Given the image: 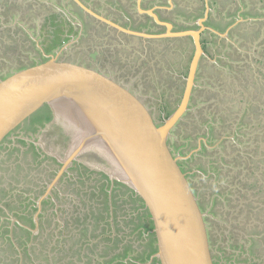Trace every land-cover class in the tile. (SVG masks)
Here are the masks:
<instances>
[{"label": "rangeland", "instance_id": "374dc122", "mask_svg": "<svg viewBox=\"0 0 264 264\" xmlns=\"http://www.w3.org/2000/svg\"><path fill=\"white\" fill-rule=\"evenodd\" d=\"M10 1L15 2V7L12 10H8L7 0H0V73L2 76L31 65L34 57L40 58V55L36 56L35 54L37 51L32 50L35 42H32L31 36L40 43L55 35L54 38L57 39L55 45L59 48V0ZM240 7H243L242 2ZM64 11L68 14L66 8ZM53 13L54 15H52ZM238 16L239 14H234L235 21L229 27L232 33L231 38L224 36L223 43H235V38L239 37V35L235 37L237 33L234 32L241 26L238 24L240 23L237 20ZM208 23L222 28L220 24L216 25L210 21ZM45 30L53 35L43 36L42 32ZM53 41L55 42V40ZM249 44L253 45L252 48L246 50L240 48L238 55L233 56L237 60H232V64L228 61L224 64L225 70L221 72L220 76L206 71V62H202V74L197 73L189 109L180 125L172 131V137L170 136L172 144L177 143L173 146L176 153H178L177 150H180L179 144L183 146L190 141L198 143L197 146L192 147L193 157L188 161V164L183 159L182 165L188 171L189 179L196 193L201 195L203 192L204 197L209 196V199L205 200L204 213L209 219V236L212 237L210 238L211 248L217 264H264V183L262 182L264 180V50L261 51V48L264 49L263 33L261 36L255 37ZM73 46V43L67 45L70 47L68 51L71 52ZM242 53L249 56L238 60L245 57V55L241 56ZM87 56L80 54L78 58L85 59ZM112 68H119V59L114 61ZM117 69H112V71L120 75ZM187 72L188 69L186 74ZM125 79L127 78H120L123 83H125ZM254 79L256 80L254 81ZM185 82L186 80L183 78L181 94L179 99L173 101V109L181 101ZM139 85L144 87V84L140 83ZM206 94L212 98L210 104L206 99ZM160 96L163 97V94ZM159 100L149 99L148 101L154 102L156 106ZM163 101L168 102L170 99L165 98ZM155 109H158V112L162 111L158 107ZM173 109L166 108L165 110L167 113H172ZM246 111L248 112L245 113ZM40 118L41 116H38L33 121H38ZM211 124L217 127L218 135H221L222 141L225 140L224 143L218 145L219 142L215 141ZM29 126L35 128L32 127V129ZM222 129L223 131H220ZM189 132L192 133L191 140L187 137ZM207 133L210 138L208 143L210 147L204 140H199L197 137H206ZM72 136V132L66 130L59 119L48 125L42 124L37 128L34 125L24 124L10 135L11 138L7 139L0 149V180L4 182L2 188H5L3 191L0 190V209H4L0 210V264H26L21 261L14 262V260L23 255V251L29 247L28 244L36 254H38V250L35 248L43 245L44 256H52L53 250H55L53 245L57 243L58 239V231L61 254L63 251L67 252L73 245L71 236L74 237L76 243L77 252L74 257L70 258L71 253L69 258L64 260L67 261V264H127L129 258L138 256V253H141L146 247L148 239L139 238L132 230L136 222L132 221V217L134 215L136 217L140 210H134L135 204L131 199L132 191L127 187L121 185L114 190L115 207H113L112 204L108 206V200H105L108 193L107 197L111 203L110 194L113 193L110 187H114L117 182L112 183L110 178H108L107 191H103V188L99 189L95 185V178H101V175L88 173V176H85L78 170H71L70 173L63 174L60 179L54 182L57 175L56 161L50 157L65 158L70 149ZM15 139L17 141H14ZM31 143L36 146L37 152L43 153L42 150H44L50 155L49 158L43 157V160L38 163L34 161V159L37 161L38 159L34 156V147L31 146ZM214 145L218 146L214 147ZM182 148L184 149L182 156L191 151L190 148ZM228 159H232L231 164L227 163ZM85 161L89 169L94 171H97L95 170L97 166H99V172L109 168L106 160L96 159L91 154H87ZM213 161L228 164L220 166L225 171L220 172L218 179L214 176L208 177L213 174L214 169L210 167L214 165ZM201 162L202 164H199ZM78 163L82 164V162ZM59 164L61 163L59 162ZM198 167L200 172L197 171ZM81 179L85 180L84 185ZM104 181L107 179L105 178ZM250 185L251 189L248 188ZM93 188L97 194L100 193L95 199ZM48 190H50L49 195L46 194ZM216 190H224L225 193L232 191V195H229L231 198L229 204L234 203L232 207L229 204L227 206L224 197L220 196L224 200L219 198L221 204H217L218 216L209 212L212 207V196ZM44 195L47 196L43 197ZM51 195L53 198H50ZM251 195L256 201L255 211L250 205H245L250 203L248 199ZM40 198H42V202L50 198L49 203L46 204L49 209L48 213L42 217L40 227H36L32 221L36 222ZM202 199L204 198L202 197ZM227 199H229L228 195H226ZM226 206L234 211L235 218L244 214L245 211L252 212L251 222H255V229L250 225L247 233L238 234L236 231L237 237L232 238L229 234L235 225L232 224L231 227V219L227 222L228 227L221 223H219L220 225L213 224L212 220L218 221L214 218L219 217V210H223V207L226 208ZM241 208L244 211L239 212ZM94 209L95 213L99 211L104 217L94 218L92 216ZM108 209L111 210V213H113V209H117V215L120 218L124 216V221L117 223L113 216L108 217ZM85 214H87L86 218ZM48 215L51 216L53 222L50 227L45 229L43 227L48 224V221L46 222ZM79 215L84 218L82 221H75ZM72 218L75 220L73 221ZM234 221L237 222V220ZM68 222L72 225L80 223L78 225L81 227L80 229H71L66 227ZM138 222L140 221L138 220ZM20 227H27L34 232L35 238L33 237L34 240L31 243L24 241L23 244H19L20 240L18 239L21 238V235H17L20 233ZM136 235L138 240L135 239ZM8 237L13 241V248ZM64 237H68L67 239L70 240L66 244ZM128 246L135 250L126 256L125 252ZM155 246L157 245L154 244L153 248ZM146 253L149 254V252ZM117 254L120 255L116 258ZM148 256L145 254V260L139 264H157L153 261L149 262L151 258ZM45 263L47 262L40 261L38 264ZM61 263L57 262V264Z\"/></svg>", "mask_w": 264, "mask_h": 264}, {"label": "water", "instance_id": "95a60500", "mask_svg": "<svg viewBox=\"0 0 264 264\" xmlns=\"http://www.w3.org/2000/svg\"><path fill=\"white\" fill-rule=\"evenodd\" d=\"M151 15L156 18L155 13ZM199 24L198 30L159 36L191 35L195 45L181 101L162 122L129 85L75 60L50 55L0 78V149L27 119L49 107L54 120L59 119L73 134L66 157L58 159L62 166L54 182L74 161L87 166V154L106 160L109 168L103 172L112 183L130 188L150 214L157 241L153 258L159 264H215L205 213L179 163L186 157L176 153L170 143L173 129L189 109L204 54L201 33L206 27ZM95 168L98 171L99 166Z\"/></svg>", "mask_w": 264, "mask_h": 264}, {"label": "crops", "instance_id": "0c3cea01", "mask_svg": "<svg viewBox=\"0 0 264 264\" xmlns=\"http://www.w3.org/2000/svg\"><path fill=\"white\" fill-rule=\"evenodd\" d=\"M67 1L68 0H63L64 4H67ZM88 1L90 3V7L97 13L102 15L101 18L98 17V20H95V22L92 23L94 25L88 30L83 29L81 25L77 26V23L70 15L71 13L67 14L61 7L59 2V43L61 44L62 42H64L66 44L62 50H64L67 45L71 43H73V47L75 48H81L82 46H85L87 47V50H90L89 52L93 53H99L101 50L106 49L108 51H113L115 49L119 53V56L116 57V53H114V51L111 52L115 57L113 60H116L117 58L119 59V68L115 69H117L118 73H120V78H127L124 81L125 84L132 85L133 88L136 89V93L140 94L145 100L169 98L171 103L170 109H173V101L179 99L178 97H180V86L183 85V83L181 84V82L183 78H185L186 80V71L187 68L190 67V63L192 61L195 50V45L193 37L191 35H175L166 37L159 36H161L162 34L165 35L169 31L182 32L198 30L201 28L199 23H202L203 26L207 29L202 32L201 40L204 41L211 37L214 41L213 43H209V50L207 51L208 56L206 55L204 57L207 66L206 71H208L209 67L212 66H214V69L216 70L221 69V71H223L225 70L224 65H220L219 59L229 60L228 54H232V56H235V54L238 55L240 48H244V50H246L250 49V47L252 48L253 46L249 44L252 42H249L247 44L244 43L241 45L242 40L240 39H245L244 37L241 38V36L235 38V43H223V38H231L232 36L229 27L235 21L234 14H239V18L236 19L240 22L238 24L241 25L234 31L237 33L235 37L238 35V32L243 30H252V27L254 29V32L258 36H261V33H263L264 35V0ZM241 2L243 4V7H240ZM141 7H143V9H141ZM66 8L68 9L67 5ZM146 13L149 15H151V13H155L156 18H154L152 15L151 16L153 18H151L150 16H147ZM208 21L216 22L222 25V28H218L220 26H214L213 24L208 23ZM166 24H169L171 27H167ZM227 28L228 30H226ZM238 29L241 30L239 31ZM156 34H158V36ZM236 44L237 46H235ZM263 50L264 49L261 48L262 52ZM244 55L245 54L242 53L241 56ZM247 56L249 55L246 54L245 57H241L238 60L245 59L247 58ZM112 69L115 70L114 68ZM140 83L144 84V87H141L139 85ZM147 88L150 89L148 90ZM159 94H163V97H161ZM164 94H167V96H164ZM207 101L209 104L211 103V100ZM148 102L149 105L151 104V106H153L154 108L158 107L160 110L163 109L159 103L161 102L160 100L156 105L157 107L154 105V102ZM182 120L183 118L177 123L175 128L180 125ZM220 131H223V129ZM212 132L215 141L219 142L218 145H220V143H224L225 140L222 141L221 135H218L219 131L216 126H214ZM191 134V132L187 134V137L190 140ZM197 137L199 140H204L207 146L210 147V145H208L210 139L208 133L206 137ZM170 143L172 147L177 144L176 143L173 145L171 139ZM197 144L193 143V141H190L189 143L187 142L183 146L179 144L180 150H177L178 154H184V151H182L184 149L182 147L191 149L189 154L184 155L186 157L184 159V162L186 164H188V161H190V159L193 157L192 147L197 146ZM217 146L214 145V147ZM175 150L176 149H174V151ZM195 160L197 161V158H195ZM228 161V163L231 164L232 159H228ZM199 164H202V162ZM218 164L219 165L216 169V172L220 173L221 171H225L220 167L221 165L225 164ZM205 166L209 168L208 165L205 164ZM197 171L200 172L199 167ZM211 176L212 174L208 177ZM231 192L232 191H228V193H225V195H223L225 203L227 202V206L231 201V198L229 196L232 195L233 192ZM226 195H228L229 198L227 200ZM221 199L222 201L224 200L222 197ZM229 205L232 207L234 203ZM227 206L224 213H222V215H220L219 218L216 219L219 220L222 225H225L227 227V222L229 221V219H231L232 227L234 220H237V218H235L234 211ZM241 209H239V212L244 211L243 209ZM227 211H229V213H227ZM239 216L243 218L244 224L241 230L245 232L250 226L252 212L250 213V211H245L244 214L242 213ZM37 223L35 222V226L40 227V220ZM138 223L139 222H135L134 226L132 227L133 231L136 228V234L139 232V230H141V224L138 225ZM237 233L240 234L242 232L237 231ZM143 237H145V239H148V241H150L152 238H155V235H153V230L144 232ZM135 239L138 240L137 235ZM155 245H157V241H155ZM150 251L151 248H147V252ZM150 258L151 259L149 260V262L153 261V253L151 254ZM129 261H132L131 263L136 262V264L142 263V261L133 260L132 258H129L128 262L126 263L131 264L129 263Z\"/></svg>", "mask_w": 264, "mask_h": 264}, {"label": "flooded vegetation", "instance_id": "af4514ba", "mask_svg": "<svg viewBox=\"0 0 264 264\" xmlns=\"http://www.w3.org/2000/svg\"><path fill=\"white\" fill-rule=\"evenodd\" d=\"M59 2H60V5H61V7L64 9V8H66V5H67V7H68V9H67V11H68V13H71L70 15L72 16V18L75 20V22L77 23V26L78 25H81L82 26V28L83 29H86V30H88V29H90L94 24H92L93 22H95V20H98V17H100L101 18V16L102 15H100L99 13H97L95 10H93L91 7H90V3H89V1L88 0H79V2H76L75 0H68L67 1V4H64V2H63V0H59ZM7 4H8V10H12V9H14V7H15V2L14 1H10V0H7ZM141 9H143V7H141ZM14 11V10H13ZM51 12H53V11H51ZM54 13H56V12H54ZM54 13L52 14V15H54ZM146 15L147 16H150L151 18H153L151 15H149V14H147L146 13ZM99 18V19H100ZM103 19V18H102ZM106 21V20H105ZM216 25H218V23H216V22H214ZM215 26V25H214ZM200 27V26H199ZM207 28H205V30H206ZM174 32V31H173ZM176 32H181V31H176ZM38 34H40V33H38ZM42 34H43V36H48V34L49 35H53L51 32H49L48 30H45L44 32H42ZM165 34V33H164ZM202 34V33H201ZM157 36H158V34H156ZM159 35H161V34H159ZM55 37V35L54 36H50V37H48V38H46L45 39V41H42V42H38V40L37 39H34L35 37H33V36H31V40H32V42H35V45L33 46V48H32V50L34 49V50H36L37 52H35V54H36V56H37V54L38 55H40V58H38V57H34L35 59L32 61L33 63H31V65H35V64H37V63H40V62H42V61H45V60H47V58H48V56H56L58 59H68V60H75V61H78V62H81V63H83V64H85V65H89V66H91V67H95V68H98V69H100V70H102V71H104V72H106V73H108L109 75H111V76H113V77H115V78H119V80H120V75L119 74H117V73H113L112 71H111V68H112V64L114 63V61H116V60H113L115 57H114V55H112V53L111 52H113L114 51V53H116V57H118L119 55V53H118V51H116L115 49L113 50V51H108L107 49L106 50H101L99 53H93V52H89L90 50H87V47H81V48H75V47H73V48H71V52L70 51H68V49L70 48V47H66L64 50H62L64 47H65V43L64 42H62L61 44L59 43V48H58V46L57 45H55V43H56V41H57V39L56 38H54ZM211 37H209L207 40H204V41H202L201 40V43H202V49H203V52H204V54L201 56V58H200V60H199V69H198V73L200 74H202V62L203 61H205L204 60V57L207 55L208 56V54H207V51L209 50V48H208V45H209V43H213L214 41H213V38H211ZM53 40H55V42L53 41ZM32 44V43H31ZM31 48V47H30ZM74 49V50H73ZM70 52V54L68 55V53ZM88 55L85 59H80V58H78V55ZM194 54H195V50H194ZM194 54H193V56H194ZM210 57V56H209ZM192 59H193V57H192ZM227 61H232L231 59L230 60H221V59H219V63H220V65H224ZM206 62V61H205ZM231 63V62H230ZM206 65V64H205ZM27 66H30V65H27ZM27 66H24L23 68H25V67H27ZM215 67H211V68H209L208 69V71L209 72H212L213 71V73H216V75L218 76V73L220 72V74H221V70H216V69H214ZM20 69H22V68H20ZM188 69V72H189V67L187 68ZM211 69V70H210ZM19 70V69H18ZM206 70H207V66H206ZM214 70H216V71H214ZM15 72V71H14ZM188 72H187V76H188ZM220 74H219V76H220ZM8 75H10V74H6V75H4V76H2V74L0 73V78H4V77H6V76H8ZM186 76V77H187ZM195 81H196V79H195ZM254 81H255V79H254ZM185 84H186V82H185ZM130 86V88L133 90V91H135L136 89H134L133 88V86L132 85H129ZM180 88H181V86H180ZM185 89V88H184ZM136 92V91H135ZM159 95H162V94H159ZM167 96V94H164V96ZM192 98H193V94H192ZM192 98H191V100H192ZM161 100V102H159L160 103V105H161V107L163 108L162 109V111H160V112H158L157 110L158 109H155L153 106H151V104H150V106L153 108V110L155 111V114H156V117H157V119L158 120H160L161 122L163 121V119L165 118V117H167V116H169L171 113H167V110H165L166 108L167 109H170V106H171V103H170V101H168V102H166V101H163L164 99H160ZM147 101V103L149 104V102H148V99L146 100ZM179 105V104H178ZM190 106V105H189ZM178 107V106H177ZM176 107V108H177ZM176 108L175 109H173V112L176 110ZM236 110V109H235ZM172 112V113H173ZM248 111H246L245 113H247ZM186 114V113H185ZM185 114H184V116H185ZM234 114H236V113H234ZM38 116H41V118H40V120H38V121H33V119L34 118H36V117H38ZM183 116V117H184ZM45 121H47V122H45ZM52 121H54V114H53V112H52V110L49 108V107H47V106H45V107H42L40 110H38L35 114H33L29 119H27L22 125H24V124H29V125H34V126H36V128L37 127H40V125H42V124H51L52 123ZM53 124H56V123H53ZM21 125V126H22ZM56 125H58V124H56ZM21 126H19L18 128H20ZM59 126V125H58ZM33 126H29V128H32ZM33 128H35V127H33ZM32 128V129H33ZM16 131V130H15ZM15 131H13L11 134H13ZM10 134V135H11ZM10 135L8 136V138L7 139H9V138H11L10 137ZM20 137V136H19ZM22 138H25V137H23V136H21ZM12 140V139H11ZM14 141H17V139H15ZM13 142V141H12ZM26 143H27V141H26ZM31 146L32 147H34V156H36V158L38 159V161L36 160V159H34V161H36L37 163L38 162H40L41 160H43V157H46V158H49V156L50 155H48L47 153H45L44 152V150H42V152L43 153H41V152H37L36 151V146H34L32 143H31ZM34 156H33V158H34ZM221 156V155H220ZM50 158H54V161H56V169H57V172H58V170H59V165H60V167L62 166V164H59V160L57 159V158H55V157H50ZM182 161L183 160H181L179 163H180V165H181V167H182V169H183V171L187 174V176H188V171H186L185 170V168H184V166L182 165ZM75 162H77V161H74L73 162V164H72V166H74L75 165ZM229 161H227V163H228ZM48 163H50V162H48ZM213 163H214V165L213 166H211V167H213V174H212V176H214L216 179H218L219 178V172H216V169L218 168V163H219V161H216V162H214L213 161ZM225 165H227L226 163H225ZM48 166H49V164H48ZM71 166V167H72ZM71 167H69V171L68 172H66V173H70V171H71ZM87 176V175H86ZM188 178H189V176H188ZM190 180V179H189ZM190 182H191V180H190ZM263 183H264V180L262 181ZM250 184H252V183H250ZM191 185H192V182H191ZM245 185V184H244ZM243 186V185H242ZM192 187H193V185H192ZM248 188H252V186L250 185V186H248ZM194 189V188H193ZM194 191H195V189H194ZM195 193H196V191H195ZM202 193L203 192H201V195L200 194H198V193H196L197 194V196H198V198H199V204H200V206H201V209L203 210V212L205 211V204H206V202H205V200H206V198H207V200L209 199L208 197L209 196H207V197H204L203 195H202ZM205 194V193H204ZM223 195H225V192H224V190L222 191V190H216L215 191V193L213 194V196H212V207H211V209L209 210V212L211 213V214H213V215H215V214H217V216H218V210H217V204H221V202H220V199L219 198H221L220 196H223ZM52 196V198H53V195H51ZM206 196V195H205ZM202 197L204 198V199H202ZM251 199V200H250ZM249 200V202L250 203H246L245 205H250V207L252 208V210L253 211H255V209H256V201L254 200V196H250V198L248 199ZM243 205V204H242ZM243 207V206H242ZM226 209L223 207V210H219V216L220 215H222V213H224V211H225ZM244 210V209H243ZM249 210V209H248ZM227 213H229V211H227ZM209 215V214H208ZM217 218H219V217H217ZM237 218V222L236 221H234L233 222V225H235V226H237V227H235L234 226V229H232L231 231H230V235L231 236H233V238H236L237 236V234H236V231H240V232H242L243 234H245V233H247L249 230H247V231H245V232H243L242 230H241V228L243 227V224H244V221H243V218L242 217H240V216H238V217H236ZM215 220H216V218H214ZM205 220H206V223H207V228H208V233H209V235H210V232H209V227H208V221H209V219H208V216H205ZM243 223H242V222ZM212 223L213 224H217V225H220L219 223V220L216 222V221H213L212 220ZM250 225L252 226V227H254V229H255V222L254 221H252L251 222V219H250ZM210 238H212L211 236H209ZM235 240V239H234ZM155 258V257H154ZM154 258H152V260L154 259ZM213 258H214V256H213ZM156 259V261H157V264H159V260L157 259V258H155ZM215 261V260H214ZM153 262H154V260H153ZM215 264H217L216 263V261H215Z\"/></svg>", "mask_w": 264, "mask_h": 264}, {"label": "trees", "instance_id": "16d2710c", "mask_svg": "<svg viewBox=\"0 0 264 264\" xmlns=\"http://www.w3.org/2000/svg\"><path fill=\"white\" fill-rule=\"evenodd\" d=\"M246 26V25H245ZM238 35L239 36H241V38L242 37H244L245 39H242V41H241V45L242 44H247V43H249V42H253V39L256 37H258V35L254 32V29H253V27H252V30H243V31H240V32H238ZM228 56H229V60L231 59V60H237V58L236 57H233L232 56V54L231 55H229L228 54ZM230 63V62H229ZM233 63V61L230 63V64H232ZM249 66V65H248ZM219 70H221V69H219ZM221 72H223V71H221ZM220 74V72L218 73V75ZM210 94V93H209ZM209 94H206V98H207V100H212V98H210V96H209ZM213 117V116H212ZM214 118V117H213ZM213 118H211V120H213ZM209 121V120H208ZM226 128V127H225ZM213 129H214V125H212L211 124V130L213 131ZM78 168V169H77ZM71 170H78L79 171V173L80 174H82V175H84L85 174V176L88 174V173H91V174H97V175H101L102 177L101 178H95V180H94V182H95V185H97L98 187H99V189L101 188H103V191H107L106 190V187L108 186V176L104 173V172H99V171H94V170H92V169H89V167H87L86 165H82V164H80V163H78V162H75V165L74 166H72L71 167ZM88 176V175H87ZM89 178V177H88ZM107 179V181H104V179ZM81 181L83 182V185H84V181L85 180H82L81 179ZM3 183L4 182H2L1 180H0V190L1 191H3L5 188H2V185H3ZM124 186V187H127V186H125L124 184H122V183H120V182H115V185H114V187H110L111 188V191H112V193L113 194H110L111 195V203H109L110 201H109V199H108V197H107V195H108V193L106 194V198H105V200H108V206H110L111 204L113 205V207H115V201H114V190H116L117 188H119L120 186ZM79 189H81V188H79ZM127 189L128 190H131L130 188H128L127 187ZM92 191H93V197H94V199L97 197V195H99V194H97L96 193V191L94 190V188L92 189ZM132 191V190H131ZM50 198H52V196L50 197ZM50 198H48V199H45L44 201H43V207H42V210H41V212H40V214H39V220L41 221L42 220V217L45 215V213H48V209H49V206L48 205H46L47 203H49V201H50ZM131 199H132V201L134 202V206H135V209L134 210H137V209H139L140 211L138 212V214L136 215V217H135V215H134V217H132V221L133 222H138V220L140 221L139 223H138V225L139 224H141L140 225V227H141V230H139V232L137 233V235H138V237L139 238H142V239H145V237H143V234H144V232H147V231H150V230H153V228H154V225H153V221H152V219L150 218V214L147 212V210L145 209V206H144V203H143V201L142 200H140V198L132 191V194H131ZM112 207V206H111ZM110 207V208H111ZM0 210H4L3 208L2 209H0ZM109 210V209H108ZM95 209L94 210H92V216L94 217V218H96V219H98V218H100V217H104L102 214H101V212L99 213V211H97V213H95ZM117 212H118V210L117 209H113V213H111V210H109L108 211V217H110V216H113V219L115 220V221H117V223H120L121 221H124V216L122 217V218H120L119 217V215H117ZM86 216H87V214H85V218H86ZM41 217V218H40ZM84 217L83 216H78V218L75 220V219H73V221L75 220V221H82V219H83ZM117 218V219H116ZM48 221V224H47V226L46 227H43V228H48V227H50L51 225H52V222H53V219L51 218V216L50 215H48V218H47V220H46V222ZM68 221V220H67ZM32 223H34V225H35V222L34 221H32ZM78 224H80V223H77V224H75V225H72V224H70V222H68V224H67V226L66 227H69V228H71V229H73V228H77V229H80V225H78ZM56 226H58L57 224H56ZM42 227V226H41ZM54 230L56 229V227L54 226V228H53ZM70 229V230H71ZM64 230V229H63ZM134 232H136V228H135V230H134ZM26 234V235H25ZM21 235V238H19L18 240H20V242H19V244H23V242L24 241H30V243L34 240V238H35V235H34V233L32 232V230L31 229H29V228H27V227H20V233L17 235V236H20ZM57 235H58V239H57V243L55 244V245H53V249H55V250H53V253H52V256H44L45 255V253H42V249L44 248V246L43 245H39V246H37L35 249L36 250H38V254H36L35 252H34V250H32L31 249V247H30V245L28 244V246L29 247H27L24 251H23V255L22 256H18L15 260H14V262H17V261H21V262H25L26 264H38L40 261L41 262H47V263H45V264H57V262H62L61 264H67V261H64L65 259H67V258H69L68 256L72 253V256L70 257V258H72V257H74V255L76 254V252H77V250H76V243H75V240H74V237L73 236H71V240H72V246H71V248L66 252H62V254L59 252V231L57 232ZM27 236V238L25 239V237ZM24 237V238H23ZM34 237V238H33ZM68 238V237H67ZM66 237H64V243L66 244V242H69L70 240H68ZM8 240H10V242H12V248H13V246H14V244H13V241L11 240V238H7ZM119 238L117 237V240H118ZM155 241H156V238H152L150 241H148L146 244V247L141 251V253L139 252L138 253V256H134V257H132V259L133 260H139V261H143V260H145L144 259V255L146 254V255H149L148 256V258H150V255L152 254V253H156L157 252V246H155V248H153V245L155 244ZM147 247H152V249H151V251L149 252V254L148 253H146L147 252ZM64 250V249H63ZM135 249H132L130 246H128L127 247V250H126V252H125V255L127 256L130 252H133ZM18 252H19V250H18ZM143 252V253H142ZM119 255L120 254H117V255H115L116 256V258L117 257H119ZM31 258V259H30ZM51 258V259H50ZM27 259H29V260H27ZM60 259H62L63 261H59ZM132 261H129V263H131ZM108 263V262H107ZM154 263H157V261H156V259L154 258ZM131 264H136V262H133V263H131Z\"/></svg>", "mask_w": 264, "mask_h": 264}, {"label": "bare ground", "instance_id": "6f19581e", "mask_svg": "<svg viewBox=\"0 0 264 264\" xmlns=\"http://www.w3.org/2000/svg\"><path fill=\"white\" fill-rule=\"evenodd\" d=\"M172 134V133H171Z\"/></svg>", "mask_w": 264, "mask_h": 264}]
</instances>
